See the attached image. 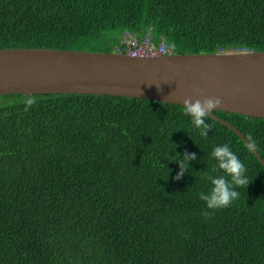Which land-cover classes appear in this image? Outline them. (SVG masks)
Returning <instances> with one entry per match:
<instances>
[{
    "label": "trees",
    "instance_id": "16d2710c",
    "mask_svg": "<svg viewBox=\"0 0 264 264\" xmlns=\"http://www.w3.org/2000/svg\"><path fill=\"white\" fill-rule=\"evenodd\" d=\"M124 32L177 54L264 51V0H0V49L111 52ZM0 98V264H264V165L229 127L209 116L204 136L184 106L140 98ZM213 113L264 159V119ZM224 143L250 184L207 209ZM180 153L196 158L176 180Z\"/></svg>",
    "mask_w": 264,
    "mask_h": 264
},
{
    "label": "water",
    "instance_id": "95a60500",
    "mask_svg": "<svg viewBox=\"0 0 264 264\" xmlns=\"http://www.w3.org/2000/svg\"><path fill=\"white\" fill-rule=\"evenodd\" d=\"M83 94L184 105L220 98L210 117L248 138L214 111L264 119V51L132 57L72 49H0V96Z\"/></svg>",
    "mask_w": 264,
    "mask_h": 264
},
{
    "label": "clouds",
    "instance_id": "9594fccd",
    "mask_svg": "<svg viewBox=\"0 0 264 264\" xmlns=\"http://www.w3.org/2000/svg\"><path fill=\"white\" fill-rule=\"evenodd\" d=\"M147 35H150L152 38L151 34H146L143 37H138V38L141 39L146 37ZM121 40L117 45H115L116 47L120 45ZM163 40L164 38H161V41L158 44H155L152 38V43L157 46ZM173 50H174L173 54H177L174 48ZM113 52L120 53L117 52L116 50ZM124 54H128V53H124ZM173 54H167V55H173ZM162 56H166V55H162ZM157 57H161V56H157ZM221 103L222 101L220 98H215V99L208 98L203 101L196 100L194 103L191 101V99L184 100V105L186 106L185 112L191 116L193 124L201 131L202 135L207 136L208 130L211 128V124L206 122V118L209 117L212 111L216 107H218ZM211 154L213 157L216 158L215 167L217 169L224 170L225 174L209 175L208 179L210 180L212 187L210 190L206 192L201 191L199 193V197L202 201L205 202L207 209H219L229 206L236 198H238L239 196L238 186L248 187L250 182H249V177L247 176L246 165L240 159L239 155L232 150L229 144L224 143L215 146ZM195 158H196L195 153H191V154L180 153L179 158H177L175 161L179 166V172L176 174L174 179L179 180L181 177L188 174L189 169L191 168L190 161H192ZM229 176L231 177V179L228 178ZM204 215L207 216L210 215V213L205 211Z\"/></svg>",
    "mask_w": 264,
    "mask_h": 264
},
{
    "label": "built area",
    "instance_id": "2783aa9c",
    "mask_svg": "<svg viewBox=\"0 0 264 264\" xmlns=\"http://www.w3.org/2000/svg\"><path fill=\"white\" fill-rule=\"evenodd\" d=\"M115 50L120 53H128L133 57H157L174 53L173 48L164 40L156 46L152 43L150 35L139 39L136 34L131 32L123 34L121 43Z\"/></svg>",
    "mask_w": 264,
    "mask_h": 264
},
{
    "label": "rangeland",
    "instance_id": "374dc122",
    "mask_svg": "<svg viewBox=\"0 0 264 264\" xmlns=\"http://www.w3.org/2000/svg\"><path fill=\"white\" fill-rule=\"evenodd\" d=\"M116 48L115 45H111V52L115 51L114 49ZM8 100L4 98H0V105L5 104Z\"/></svg>",
    "mask_w": 264,
    "mask_h": 264
}]
</instances>
